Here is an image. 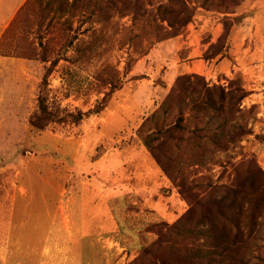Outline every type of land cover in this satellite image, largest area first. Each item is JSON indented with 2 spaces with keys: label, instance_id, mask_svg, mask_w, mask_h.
<instances>
[{
  "label": "rangeland",
  "instance_id": "374dc122",
  "mask_svg": "<svg viewBox=\"0 0 264 264\" xmlns=\"http://www.w3.org/2000/svg\"><path fill=\"white\" fill-rule=\"evenodd\" d=\"M0 1L7 15L21 0ZM167 2L37 0L12 20L0 42L7 57L0 61V264H149L147 247L168 264H202L186 251L204 238L174 228L182 215L192 208L197 220L195 203L210 191L234 196L251 180L264 189V0H213L205 8L186 0L197 13L178 30L159 14ZM225 7L244 14L243 22L224 53L206 59L230 19ZM181 76L198 90L242 86L248 95L230 120L251 133L226 149L212 143L216 123L195 117L197 95L189 87L176 98ZM171 93L176 102L167 113L145 122ZM39 95L62 118L40 134L30 129ZM204 125L206 137L196 140L193 132ZM156 128L172 134L164 140L172 157H161L168 172L142 142ZM21 187L34 204L15 213L12 199L22 203ZM89 189L98 205L86 204ZM253 224L251 233L244 228L234 264L264 257V202Z\"/></svg>",
  "mask_w": 264,
  "mask_h": 264
},
{
  "label": "trees",
  "instance_id": "16d2710c",
  "mask_svg": "<svg viewBox=\"0 0 264 264\" xmlns=\"http://www.w3.org/2000/svg\"><path fill=\"white\" fill-rule=\"evenodd\" d=\"M33 1L36 2L37 0H27L24 5L26 6ZM233 1L236 4H239V1L241 0ZM212 2L213 0H201V4L204 8L210 6ZM108 4L110 7H113L112 4L114 5L115 3ZM24 5L20 9H22ZM216 5L217 9L221 6V4ZM158 10L162 20L166 21L172 30H178L185 26L197 13L195 9L189 6L186 0H168L166 4L159 6ZM222 13H230V19L228 21V19L225 18L223 22L224 31L217 41L211 44L209 52H211L212 56L206 55V59L224 53L227 48V42L237 29H239L245 16L244 14L236 13L231 8L226 7ZM172 33L173 32L164 34L163 37H169ZM48 72L49 69L46 70L43 75L44 84L47 82ZM186 81V76L179 77L175 87L181 88L183 92L177 94V96L171 93L161 106L160 110L155 112L150 118H147L145 122L157 123L162 117L161 115L167 113V106L175 103L176 98L183 97L185 95L184 91H187V88L190 87L189 91L192 94L197 95V100L192 106L195 117H204V121H206L205 124L207 125H213L216 123L214 131L208 136V138H210L212 140L211 142L215 143L217 147L226 149L227 143L240 141L243 136L251 133V130L247 125L237 121L233 123L232 120H230L231 116H235L242 112L240 108L241 102L248 95L247 91L242 86H236L235 88H229L228 90L222 86H214L213 88H202L198 90L196 87L187 84ZM230 84L231 86L234 85V83ZM175 96L176 98L173 99ZM82 118L83 114H79L73 116V121L78 122ZM61 119L62 118H59L55 112L48 108L45 97L39 95L38 113L30 122L31 132L40 134L44 131L45 126L49 122ZM184 121L183 112L180 111L176 120V126L182 128V122ZM204 127L205 128H198L193 132L196 140L206 137L203 136L202 131H207L208 128L205 125ZM171 135L170 130L162 135L160 128H156L154 132L145 135L142 138L144 147L151 151L153 158L167 172L168 169L165 167L164 162L161 161V157H172L171 153L173 150L168 148L166 142H164V140L170 138ZM182 139L183 137L179 138V140ZM66 159L70 163H74L72 156L66 155ZM255 185L256 182L251 180L250 184L246 187L241 186L242 188L240 191H236V195L234 196V190H224L220 194H217L216 191H210L204 201H198L195 203V208L198 206L201 211L197 220H194L195 215L192 208L182 215L181 219L174 227L176 232L179 235L192 237L194 240L197 238H204V242L200 245L187 249L186 256L188 260L200 261L202 264L235 263L238 254L236 253L237 249L242 242H245L246 234L244 228L247 229L249 233L252 232L255 227L253 224L255 215H257L258 211L262 209V204L264 202L263 187L260 186L256 188ZM259 188L260 190H258ZM248 192H252L253 195H246ZM237 201L238 206L235 208ZM245 202L248 205L247 211L244 208ZM246 212L249 213L248 220L245 225H243V217H245ZM144 250L152 258V261L149 264H168V262L165 261L163 254L156 253L153 251L152 247H147ZM257 264H264V257L260 258V261Z\"/></svg>",
  "mask_w": 264,
  "mask_h": 264
},
{
  "label": "crops",
  "instance_id": "0c3cea01",
  "mask_svg": "<svg viewBox=\"0 0 264 264\" xmlns=\"http://www.w3.org/2000/svg\"><path fill=\"white\" fill-rule=\"evenodd\" d=\"M8 2V0H6ZM27 0H21L19 1V3L17 5H15L14 8L12 9H9V13L6 15V6H3L1 5V1H0V42L3 40V36L5 34V31L7 30V28L9 27V25L11 24L12 20L14 19V17L16 16V14L18 13V11L20 10V8L23 6V4L26 2ZM3 58H7L6 56H3L2 54H0V61L3 59ZM19 191H20V194H19V197L18 198H21L23 201L22 203L19 205L18 204V200H16V197H13L12 199V208L15 213H16V210L17 208L20 209V208H23V205L24 203H28L30 205L34 204L33 203V199H34V196L30 197V199L25 198V196H27V193L25 192V188L21 187L19 188ZM94 190L93 189H89L88 192H86L84 195L87 196V198H85V201H86V204L89 206V204L93 205L94 201L97 203V205L99 204V197H98V193H96V197L94 198ZM42 197H41V200L44 202V204L46 203L47 204V195H50L49 192L47 193H42ZM53 195H57L56 194H53ZM49 199V198H48ZM51 200V198H50ZM89 201V202H87ZM45 204V205H46ZM19 206V207H16V206ZM14 213V214H15ZM3 224V222L1 223V225ZM53 231V222L51 223V228L48 232V238L51 237L50 234L52 233ZM51 239V238H50ZM49 239V240H50ZM48 241V239H47Z\"/></svg>",
  "mask_w": 264,
  "mask_h": 264
}]
</instances>
